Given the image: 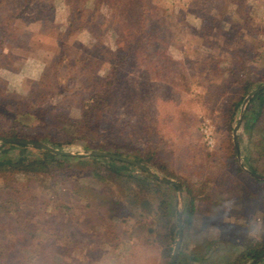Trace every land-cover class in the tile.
<instances>
[{"label":"rangeland","instance_id":"1","mask_svg":"<svg viewBox=\"0 0 264 264\" xmlns=\"http://www.w3.org/2000/svg\"><path fill=\"white\" fill-rule=\"evenodd\" d=\"M121 8L122 0H0V130L17 120L22 139L72 156L59 171L70 182L51 176L47 187L15 174L4 187L0 178V196L16 201L0 211V264H165L159 241L168 223L177 228L187 190L195 213L189 226L182 220L178 251L217 257L264 241V110L246 100L264 84V0ZM246 77L257 84L240 102ZM57 110L80 120L81 130L54 119ZM32 146L26 155L36 158ZM6 148L0 160L21 150ZM93 150L151 156L141 164L181 192L167 183L161 212L155 194L124 196L121 211L103 218L121 200L120 186L102 167L76 164ZM98 161L151 176L125 161ZM93 170L104 180L87 183ZM73 185L83 186L81 197Z\"/></svg>","mask_w":264,"mask_h":264},{"label":"trees","instance_id":"2","mask_svg":"<svg viewBox=\"0 0 264 264\" xmlns=\"http://www.w3.org/2000/svg\"><path fill=\"white\" fill-rule=\"evenodd\" d=\"M136 1H142V0H122L123 8H121L120 14H125L126 8L135 5ZM142 14L140 15V18H142ZM149 33L151 32L150 31L147 32L146 35L148 36L151 35ZM156 36L157 35H155L154 37ZM255 82L256 81H253L252 78L250 79L247 77L243 81L242 80L240 81L243 90V96L240 99V102H242L244 97L248 95L255 88L257 84ZM254 101L258 102V106L260 110L263 111L264 88L259 89L254 95L251 96L247 107L249 106V104H251ZM238 103L236 104V106L238 105ZM86 105L87 108H90L88 104ZM84 107L86 111L87 108L86 106H83V109ZM53 118L56 120L64 121V122L61 121V124H64L66 122V125L67 127H69L70 130L73 128L75 130H79V131L81 130L80 129V124H82L81 121L67 116V113L62 112L61 110L54 111ZM14 122L9 130H0V138H20V139L26 138L23 134L20 133L19 128H17L21 125L23 126L24 124L22 123L20 124V122H18L17 120H14ZM29 138L34 139V137H29ZM50 141L52 144L56 143L55 142L56 140L54 138H52ZM69 141L62 140L57 143L61 145V144L70 143ZM4 146H7L4 152L14 147H20L21 149L15 159L8 157L0 160V178L3 180L4 183H6L4 187L8 186L7 185L8 181L12 180V177L15 174H24L32 179H35L41 184H46L45 186L47 187H49L47 182L49 181V178L51 176L54 177L57 182H61V183L70 182L68 176H66L64 172H59V171L67 170V168L71 166L70 164L72 162L70 161V158H72V156L66 154H56L41 147L32 146L38 151L39 154L38 157L34 158L26 155L27 144H17V143L2 141V143L0 144V148ZM104 157L105 156H101V155H92L90 157L91 159H85L82 156H78L75 159V162L78 165H88L89 163H92L94 164V166L102 167L104 171L110 173L112 177L119 183L120 186L119 196H121L122 198L118 196L121 200H114L115 202H117L115 203V206L113 205L106 208V210L102 213L103 218L112 215L113 212L114 214L115 213L118 214L119 213L118 211H121L122 207L119 204L123 200L124 196L139 197L140 195H143L142 197L146 196L149 199L151 197V194H155L157 195V197H155L156 198L155 203L157 204V209L160 212L163 211L162 208L165 205V201H166L165 197L167 195L166 191L168 190L170 185L158 180L157 178H154L153 176H149L148 174H144L143 176L140 177L135 175H128L119 172L114 168H109L108 166L98 161L99 158H104ZM134 159L137 162L144 163L150 160L151 156L148 155L135 156ZM238 170L240 172H243L242 169L239 167ZM252 172H254V170H252ZM85 179L87 183L93 180L98 182L104 180L102 179V177H100V171L98 170L91 171L88 174V176L85 177ZM81 190H83V186L81 185L72 186V193L78 194L80 197L82 196ZM186 194L187 197L185 201L182 220L185 226H189L192 221L193 215L195 213V202H194V198L190 195L189 190L186 191ZM15 198H18L17 195L14 196V199ZM109 201H113V200H109ZM14 203H16V201L13 200V198H11L8 192L5 191L3 195L0 196V211L3 212L8 211L9 208L7 207ZM22 206L25 207V209L32 211L31 210L32 204H30V202H25ZM175 215L176 212L174 213V217ZM167 227H168L167 235H165L163 239L159 241V243H161V248H160L162 254L161 258L163 259L165 264H168L172 246L174 244L175 237L177 234L175 220H173L171 223H168ZM220 252L222 253V255H219L217 257L211 255L207 258H204L203 255L199 254L195 250L188 251L187 248L185 249L183 248V249H179L172 264H245L247 260L257 258L260 254L264 252V241H260L252 246L245 247L235 254H230L225 250H221ZM215 260H218L219 262ZM253 264H264V257H262L258 261H255Z\"/></svg>","mask_w":264,"mask_h":264},{"label":"water","instance_id":"3","mask_svg":"<svg viewBox=\"0 0 264 264\" xmlns=\"http://www.w3.org/2000/svg\"><path fill=\"white\" fill-rule=\"evenodd\" d=\"M262 88H264V84L260 85L258 88H255L251 92V94L249 96H247L246 100H248L250 96L254 95L259 89H262ZM236 129H237V125L233 129V141H234L235 146H236V136H235L236 135L235 134L236 133ZM2 141L17 143V144L34 145V146H38V147H41L43 149L49 150V151H51L53 153H56V154H67V152L56 150V149H54V148H52V147H50V146H48V145H46V144H44V143H42L40 141L29 140V139H20V138H3ZM92 154L93 155L107 156L109 158H114V159H117V160H121V161H125V162H128V163L134 164V165L138 166L139 168H141V169L145 170L146 172H148L151 176L157 177L155 174L149 172L147 170V168L143 164L135 161L134 159L127 158V157L120 156V155L113 154V153H109V152L98 151V150H93ZM237 154H238V152H237ZM250 173L252 175L256 176L252 172H250ZM160 180L162 182H165V183L174 184L177 187L178 192L179 193L181 192V188H180V186H179V184L177 182H175L173 180H169L166 177H162V178H160ZM182 218H183V213L182 212H178V216H177V238H176L173 250H172L171 259L169 261V264L173 263V261H174V259L176 257V254L178 252V247H179V243H180V240H181ZM262 257H264V253L259 255L256 259L251 260L247 264H253L255 262V260H258V259H260Z\"/></svg>","mask_w":264,"mask_h":264},{"label":"built area","instance_id":"4","mask_svg":"<svg viewBox=\"0 0 264 264\" xmlns=\"http://www.w3.org/2000/svg\"><path fill=\"white\" fill-rule=\"evenodd\" d=\"M204 133H205V137H206L208 143H211L212 141L210 139V133L207 130H204Z\"/></svg>","mask_w":264,"mask_h":264}]
</instances>
